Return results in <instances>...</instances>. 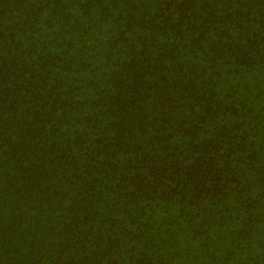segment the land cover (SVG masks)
<instances>
[{
    "label": "trees",
    "instance_id": "1",
    "mask_svg": "<svg viewBox=\"0 0 264 264\" xmlns=\"http://www.w3.org/2000/svg\"><path fill=\"white\" fill-rule=\"evenodd\" d=\"M0 264H264V0H0Z\"/></svg>",
    "mask_w": 264,
    "mask_h": 264
}]
</instances>
